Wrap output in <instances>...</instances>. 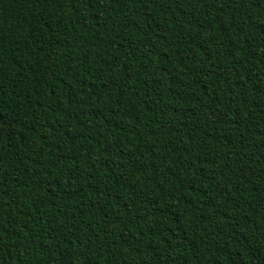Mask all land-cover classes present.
<instances>
[{
    "label": "trees",
    "instance_id": "1",
    "mask_svg": "<svg viewBox=\"0 0 264 264\" xmlns=\"http://www.w3.org/2000/svg\"><path fill=\"white\" fill-rule=\"evenodd\" d=\"M0 264H264V0H0Z\"/></svg>",
    "mask_w": 264,
    "mask_h": 264
}]
</instances>
